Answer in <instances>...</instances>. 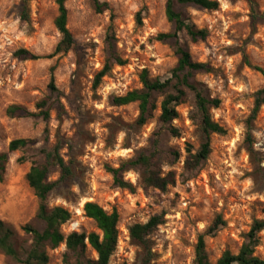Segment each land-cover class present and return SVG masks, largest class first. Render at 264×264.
I'll return each instance as SVG.
<instances>
[{
  "label": "rangeland",
  "instance_id": "rangeland-1",
  "mask_svg": "<svg viewBox=\"0 0 264 264\" xmlns=\"http://www.w3.org/2000/svg\"><path fill=\"white\" fill-rule=\"evenodd\" d=\"M57 0H29L22 20L20 0H0V154L6 155L0 179V219L16 231L12 244L22 254L30 236L24 225L41 227L36 219L38 200L25 180L32 161L43 163L42 151L60 143L59 153L71 162L72 176L50 194L48 206H61L70 218L60 226L63 235L97 231L83 213L85 202L118 213V239L108 264H143L142 247L133 241L128 228L161 215L162 223L149 235L152 260L149 264H192L197 236L216 216L224 225L205 235V250L211 262L224 251L236 253L255 219L264 220V106L253 113L255 92L264 85V0H217L207 11L181 7L198 28L208 32L204 40L191 42L185 35L193 60L210 70L194 75L203 91L220 104L210 110L213 121L225 133L210 135L208 157L193 167L188 156L198 151L202 134L193 94L186 91L172 121L178 136H172L158 120L162 95L155 94L156 108L144 123L137 122V103L114 106L112 95L141 87L139 75L147 70L152 79L170 77L176 56L158 33L171 30L166 20V0H65L67 28L74 45L52 55L60 33L54 26ZM137 13L140 22H137ZM111 35V36H110ZM108 36L115 53L125 61L111 64L93 88L96 73L108 57ZM18 49L37 55L21 59ZM53 74L56 93L47 89ZM45 100L49 118L6 115L10 105L37 113ZM159 133L152 168L160 176L171 172L174 183L159 190L143 183L140 171L121 172L133 191L116 187L107 167L119 168L139 154L153 153L152 141ZM25 138L26 147L9 152L12 139ZM59 169L48 167V179L56 180ZM255 254L264 258V228L258 233ZM48 264H65L63 243L46 248ZM96 258L88 246L82 261ZM0 264H20L0 252Z\"/></svg>",
  "mask_w": 264,
  "mask_h": 264
},
{
  "label": "trees",
  "instance_id": "trees-1",
  "mask_svg": "<svg viewBox=\"0 0 264 264\" xmlns=\"http://www.w3.org/2000/svg\"><path fill=\"white\" fill-rule=\"evenodd\" d=\"M29 0H20L22 12L20 18L26 20L27 7ZM254 11L255 3L253 0H246ZM57 15L54 18V26L60 33V39L54 47L52 55L67 52L74 45V37L67 28V9L64 5L65 0H57ZM94 8L100 10L98 0H92ZM193 6L207 11H214L218 8L217 0H166L164 14L166 20L172 28L168 32L158 33L156 38L159 41L166 42L172 48L176 63L171 69L170 77L166 79H152L148 76L147 70L143 69L139 75L141 87L125 92L122 95H112L110 103L114 106H122L129 103H137L138 119L137 122L142 124L149 113L156 108L155 94L162 95L159 103L158 120L172 136H178V130L172 125V121L177 118L176 107L182 103L186 91L193 94L194 108L199 122L202 134V143L198 151L194 154L186 149L188 156L185 159L186 167H193L203 162L210 153V135L224 134L225 129L217 122L213 121L210 110L220 104L218 98L209 97L202 89L200 84L195 81L194 75L200 72H208L210 67L206 63L193 60L186 42L181 39L185 35L189 41L196 42L204 40L208 32L205 28L196 27L188 16L181 11V7ZM140 14L137 13V22H140ZM252 20L264 18L263 14L253 13ZM111 36V35H110ZM108 57L103 67L94 77L93 88H96L101 78L108 72L111 64L123 65L125 61L121 59L114 51L113 44L108 36ZM16 56L21 59H36L37 55L31 54L25 49H18ZM47 89L51 93L57 92L53 74L50 75ZM47 102L41 100L36 104L39 110L37 113L31 112L20 105H10L6 109V115L15 116H39L43 120L49 118V112L46 108ZM260 106H264V85L255 92L253 113ZM159 133L155 134L152 141L153 153L139 154L134 160L127 162L119 168L107 167L112 176V182L116 187L125 188L133 191L131 183L125 181L121 172L135 168L140 171V176L145 185L153 188L164 190L166 186L174 183L171 172L160 176L157 170L152 166V158L158 143ZM29 141L25 138L12 139L8 143V151L12 152L28 145ZM62 145L55 144L50 151H42L43 163L32 161L25 175L27 185L32 189L38 200L36 219L41 222L40 228L24 225L22 231L30 236L31 242L26 250L19 254L12 244V239L16 235L15 229L8 223L0 219V252L5 256L17 261L20 264H48V255L46 248H55L63 243L65 252L63 262L65 264H108L109 258L115 250L118 239V213L115 209L110 212L104 210L95 202H85L83 204L84 215L91 219L97 231L88 233L72 231L63 235L60 226L70 218L67 209L61 206H48V198L51 193L57 190L61 183L72 176L71 162L65 161L59 151ZM6 160L5 154H0V179L3 171V163ZM56 166L59 169V177L56 180L48 179V167ZM162 223L161 215H153L143 223H134L128 228L130 238L138 243L144 252L143 264H149L152 260V252L149 245V235L158 225ZM224 225L220 216H216L212 224L204 233L197 236L194 258L192 264H264V258L255 254V247L258 244V233L264 228L263 219H255L247 233L244 241L236 253L224 251L222 255L214 262L208 259L205 250V235H212L219 227ZM91 248L96 258L93 260L82 261L80 256L86 247Z\"/></svg>",
  "mask_w": 264,
  "mask_h": 264
}]
</instances>
